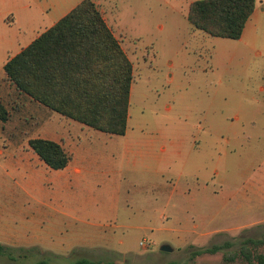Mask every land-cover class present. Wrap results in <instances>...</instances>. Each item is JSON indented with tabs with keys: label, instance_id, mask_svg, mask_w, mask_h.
Returning a JSON list of instances; mask_svg holds the SVG:
<instances>
[{
	"label": "rangeland",
	"instance_id": "rangeland-1",
	"mask_svg": "<svg viewBox=\"0 0 264 264\" xmlns=\"http://www.w3.org/2000/svg\"><path fill=\"white\" fill-rule=\"evenodd\" d=\"M0 1V14L6 11L19 19L5 32L8 41L0 38V102L8 111V120H0V216L12 212L15 228L22 230L3 233L7 227H0V243L12 247L17 256L16 260L0 256V264L42 259L68 264L65 245L54 251L32 247L47 229L43 223L42 230L23 228L21 218L36 219L41 210L60 215L52 210L61 209L67 200L108 193L120 201V211L148 203L153 214L151 229L126 234L133 252L128 264L246 263L242 257L229 263L224 252L204 249L230 240V250H238L243 240L264 233V12L253 30L231 39L190 23L187 14L194 0H94L133 64L129 129L125 135H111L33 100L8 81L4 71L9 54L19 53L81 0H24L31 8L19 6L17 0ZM35 137L61 142L73 155L72 166L90 164V180L77 184L70 169L47 166L29 144ZM128 145L178 147L191 155L181 184L194 191L196 182L202 186L208 178L216 196V215L171 217L160 225L155 215L161 200L133 191L134 171L123 153ZM180 168L178 164L170 171L175 180ZM112 173H117L113 184ZM134 194L150 201L141 200L137 206ZM66 234L65 228L58 236ZM9 235L25 246L4 243L3 237ZM165 244L172 250L161 251ZM260 250L264 252L263 247Z\"/></svg>",
	"mask_w": 264,
	"mask_h": 264
},
{
	"label": "trees",
	"instance_id": "trees-1",
	"mask_svg": "<svg viewBox=\"0 0 264 264\" xmlns=\"http://www.w3.org/2000/svg\"><path fill=\"white\" fill-rule=\"evenodd\" d=\"M255 7L256 0H194L187 18L194 27L210 35L239 39ZM4 71L7 80L19 91L52 111L98 131L125 135L133 64L94 0H81L9 58ZM0 120H8V111L1 102ZM29 144L53 169H64L72 159L65 146L54 139L35 137L29 139ZM232 245L227 240L204 251L224 252V260L229 263L242 257L244 264H264V252L260 250L264 248V233L243 240L238 250H230ZM0 256L17 259L12 247L2 243ZM27 264L48 262L42 259ZM68 264L118 263L78 258L69 259Z\"/></svg>",
	"mask_w": 264,
	"mask_h": 264
},
{
	"label": "crops",
	"instance_id": "crops-1",
	"mask_svg": "<svg viewBox=\"0 0 264 264\" xmlns=\"http://www.w3.org/2000/svg\"><path fill=\"white\" fill-rule=\"evenodd\" d=\"M1 2L2 1H0V3ZM17 4H19V6L24 4L21 7L31 8V2L17 0ZM262 12H264V0H256L255 10L247 21L242 36L247 30H253L257 26L258 22L256 23V21L259 20L260 13ZM18 23L19 19L15 14H10L6 11L1 12L0 38L8 41L6 35H4L5 32ZM41 33L36 35L35 38ZM25 47H22L21 50ZM13 56L14 55L9 54L4 64ZM129 120L130 113L126 132H128L129 129ZM123 153L128 159L127 165H131L129 168L134 171L132 178L133 191L143 192L146 193V195L151 193L154 194L156 200H161L160 203H158L161 204L160 206H162V208L159 209L155 215L160 225H162L161 221L164 222V220H169L171 217L195 216L198 218H211L216 215V196L211 192L210 180L208 178L205 177L202 186L201 183L196 182V189L194 191L192 187L188 188L181 184V179L185 176V164L192 160V156L185 155L184 150L178 149V147L168 150L166 146H162L159 150H155L152 146L134 147L128 145L124 148ZM189 156H191V158ZM72 160L73 155L70 163L64 169H70V173H72L71 176L76 179L77 184L88 182L92 174L89 166L90 164L83 163L72 166ZM178 164L181 165V168L175 180L170 174V171H172L173 166ZM115 169L116 168L113 167L111 171L115 172ZM109 172L110 171L107 169L106 173L109 174ZM112 174V177L110 175L108 176L112 179L110 183L113 184L117 173L116 175L114 173ZM138 175L143 176L139 178ZM86 177L87 181L85 180ZM76 197L77 198L67 200V203L61 205V209H56L58 207L53 208L56 210H52V212H56L60 215L52 216L50 215L51 212L47 214L44 210H41L36 219H30L28 217L21 218L23 228L26 225L33 227V231L37 229L42 230L44 229L41 227L43 223L47 229L37 241H33L34 243H32L31 246H38L40 250L54 251L65 245L63 248L68 259L90 258L94 260H103L102 256H112L118 258V260L120 259L118 264L130 263L131 259L129 260V258L130 255H133V252L127 246V239H129V237L126 234L134 232L135 230L151 229L153 227V222L151 220L153 214L146 208V204L148 203L142 204V206L137 209L133 207V209L120 211L118 209L120 201L114 194L108 193L107 197L89 195H80ZM141 200L145 202L150 201L149 198L143 195L138 197L134 194L133 201L137 203V206H140L138 202ZM6 213L8 215L0 216V227H7L5 230L0 229L1 232L13 233L22 231L15 228L16 224H13V222H15L13 221V219L15 220L12 215L13 213L10 211ZM65 228L68 234L62 235L61 237L58 236L64 232ZM174 230L176 229L174 228ZM13 237L14 236L11 235L3 237L4 243L7 242L9 245H13V247L25 246V244L21 242L14 241ZM60 241L63 242V245L59 243ZM40 256H43V254H40Z\"/></svg>",
	"mask_w": 264,
	"mask_h": 264
},
{
	"label": "water",
	"instance_id": "water-1",
	"mask_svg": "<svg viewBox=\"0 0 264 264\" xmlns=\"http://www.w3.org/2000/svg\"><path fill=\"white\" fill-rule=\"evenodd\" d=\"M160 249H161V251H169V250H172V248L169 245H167V244L161 246Z\"/></svg>",
	"mask_w": 264,
	"mask_h": 264
},
{
	"label": "built area",
	"instance_id": "built-area-1",
	"mask_svg": "<svg viewBox=\"0 0 264 264\" xmlns=\"http://www.w3.org/2000/svg\"><path fill=\"white\" fill-rule=\"evenodd\" d=\"M141 245H144V242H141Z\"/></svg>",
	"mask_w": 264,
	"mask_h": 264
}]
</instances>
